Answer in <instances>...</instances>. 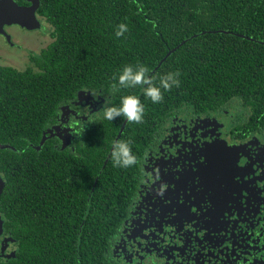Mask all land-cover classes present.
Listing matches in <instances>:
<instances>
[{"label":"flooded vegetation","instance_id":"af4514ba","mask_svg":"<svg viewBox=\"0 0 264 264\" xmlns=\"http://www.w3.org/2000/svg\"><path fill=\"white\" fill-rule=\"evenodd\" d=\"M90 2L107 0H0V262L16 257L21 234L2 200L25 189L17 171L29 170L32 149L79 151L112 106L114 84L107 94L82 89L48 121L41 81L61 68L65 38L79 36ZM111 54L107 74H117L127 53ZM251 108L234 97L171 103L155 116L135 150V193L112 242L114 264H264V111Z\"/></svg>","mask_w":264,"mask_h":264},{"label":"trees","instance_id":"16d2710c","mask_svg":"<svg viewBox=\"0 0 264 264\" xmlns=\"http://www.w3.org/2000/svg\"><path fill=\"white\" fill-rule=\"evenodd\" d=\"M87 4L76 29L79 36L65 38L61 68L41 81L47 86L48 121L78 90L110 93L118 73L107 74L112 71L107 57L111 52L121 54L122 49L127 53L125 65H145L156 84L165 73L179 72L180 86L162 90L163 99L157 104L144 97L140 86L115 87L112 106H118L123 95L140 98L145 105L141 123L122 116L104 118L79 151L49 146L43 154L33 148L29 170L17 171L25 189L2 200L14 232L21 234L16 238V257L0 264H114L112 242L135 193V164L114 166L113 144L129 141L136 155L155 116L171 103L203 105L236 97L255 111H264V0ZM107 22H127L123 44L121 37L110 34L116 27L109 29ZM39 138L31 141L37 144Z\"/></svg>","mask_w":264,"mask_h":264},{"label":"clouds","instance_id":"9594fccd","mask_svg":"<svg viewBox=\"0 0 264 264\" xmlns=\"http://www.w3.org/2000/svg\"><path fill=\"white\" fill-rule=\"evenodd\" d=\"M128 31L126 23H119L116 26L115 36L121 37ZM180 73L167 72L159 78V83L153 82L149 75V69L143 64L125 65L118 75L114 77V87L116 88H134L140 86L143 95L151 103L157 104L163 99V91L172 87H179ZM88 92L93 93L91 90ZM94 98V97H93ZM88 108V107H87ZM83 110V109H82ZM89 114H91L88 109ZM145 105L136 95H123L120 97L118 106H103V116L107 120H114L117 117H123L126 121L141 123L144 118ZM77 115V114H76ZM111 158L114 166L130 167L136 163V156L132 152L129 141H118L113 144Z\"/></svg>","mask_w":264,"mask_h":264},{"label":"water","instance_id":"95a60500","mask_svg":"<svg viewBox=\"0 0 264 264\" xmlns=\"http://www.w3.org/2000/svg\"><path fill=\"white\" fill-rule=\"evenodd\" d=\"M239 36H241V37H243V38H248V37H246V36H244V35H239ZM174 51H175V49L170 50V51L166 54L165 58L159 63V65H158L156 68H158L159 66H161L162 62L165 61V59H166L167 57H169ZM124 128H125V125H123V127L121 128V130H120V134L122 133V131L124 130ZM1 231H2V219H1V216H0V234H1ZM12 255H14V254H12Z\"/></svg>","mask_w":264,"mask_h":264}]
</instances>
